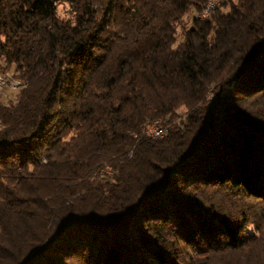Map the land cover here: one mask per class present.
<instances>
[{
	"label": "trees",
	"instance_id": "obj_1",
	"mask_svg": "<svg viewBox=\"0 0 264 264\" xmlns=\"http://www.w3.org/2000/svg\"><path fill=\"white\" fill-rule=\"evenodd\" d=\"M209 1L0 0V264H264V0Z\"/></svg>",
	"mask_w": 264,
	"mask_h": 264
},
{
	"label": "bare ground",
	"instance_id": "obj_2",
	"mask_svg": "<svg viewBox=\"0 0 264 264\" xmlns=\"http://www.w3.org/2000/svg\"><path fill=\"white\" fill-rule=\"evenodd\" d=\"M214 3H217V0H210L205 7H211V4H214ZM201 14H204V9L203 11L200 13V17H201ZM0 88H2L3 86H5L6 84H8V81L5 77V75L0 71ZM9 85L12 87V88H20V82L17 81V82H11L9 83ZM153 123V127H161V123L159 120H154L152 122H148V123H145L144 124V127H143V133L146 135V136H149V137H160V136H163V135H159V134H148L146 133V126L147 125H151Z\"/></svg>",
	"mask_w": 264,
	"mask_h": 264
},
{
	"label": "built area",
	"instance_id": "obj_3",
	"mask_svg": "<svg viewBox=\"0 0 264 264\" xmlns=\"http://www.w3.org/2000/svg\"><path fill=\"white\" fill-rule=\"evenodd\" d=\"M217 6V3L211 4V7H205L204 8V14H201V18L206 17L209 12ZM1 83V82H0ZM166 132V128L164 126L161 127H153V123L151 125L146 126V133L148 134H159V135H164Z\"/></svg>",
	"mask_w": 264,
	"mask_h": 264
},
{
	"label": "rangeland",
	"instance_id": "obj_4",
	"mask_svg": "<svg viewBox=\"0 0 264 264\" xmlns=\"http://www.w3.org/2000/svg\"><path fill=\"white\" fill-rule=\"evenodd\" d=\"M219 2H220V0H217V4H219ZM65 6L64 5H60L59 6V12H60V14H65ZM7 78V77H6ZM11 78H7V80H10ZM11 81H13V82H17V80H14V79H11ZM16 90V89H15Z\"/></svg>",
	"mask_w": 264,
	"mask_h": 264
}]
</instances>
